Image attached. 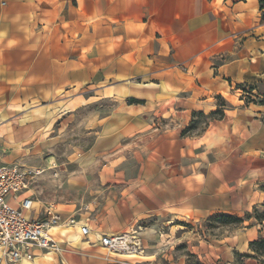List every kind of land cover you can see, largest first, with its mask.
Returning a JSON list of instances; mask_svg holds the SVG:
<instances>
[{"label":"crops","instance_id":"obj_1","mask_svg":"<svg viewBox=\"0 0 264 264\" xmlns=\"http://www.w3.org/2000/svg\"><path fill=\"white\" fill-rule=\"evenodd\" d=\"M261 82L258 0H0V150L34 142L56 115L115 101L86 127L93 142L82 161L97 166L69 180L86 197L68 209L38 207L33 197L30 216H42L51 203L62 220L77 221L50 228L61 253L34 249L17 264H135L133 254L109 253L99 236L146 217L164 224L214 213L244 220L193 253L213 264H232L236 253L247 255L245 264H262L249 242L264 235V219L253 216L264 211V105L242 108L238 99L241 136L231 148L206 141L227 110L205 132L182 134L194 113L215 110V97L229 100L236 84ZM12 151L1 152L0 161L12 162Z\"/></svg>","mask_w":264,"mask_h":264},{"label":"rangeland","instance_id":"obj_2","mask_svg":"<svg viewBox=\"0 0 264 264\" xmlns=\"http://www.w3.org/2000/svg\"><path fill=\"white\" fill-rule=\"evenodd\" d=\"M235 88L237 89L229 96V100L222 97L214 99V109L223 107V113L227 110L228 114L227 118L224 115L220 117V112L211 115L215 119H224L221 124L211 125L209 128L206 141L210 147L216 145L231 148L236 145L239 132L234 124L235 120L240 119L238 99L243 100L242 108L264 105L261 103L264 101V82L253 86L247 83L236 84ZM114 105L115 101L112 99H101L62 117L56 115L51 128H46L42 135L37 133V140L34 142L25 146L17 142L12 147H6L5 151L0 150V153L3 152L1 154H8L12 149V155L6 159L33 169L34 175L28 187L38 207L46 202H53L59 208H73L74 203L78 206L79 199L86 197L88 193L73 189L69 180L72 176L97 166L94 162L82 161V155L91 149L93 142V133L86 131V127L104 116ZM193 117L186 134L205 132L210 117L200 113H195ZM125 151L124 156L129 157L130 150L127 148ZM130 161L128 158L125 161L126 168L134 170L135 164ZM87 163L89 168L86 167ZM233 227L213 216L164 224L156 217H146L126 231L135 233L142 239V249L131 256L136 257L135 264H213L203 261L193 251L205 252L210 248L209 244L214 246L233 232ZM148 251L153 253L148 256ZM246 260V256L235 254L232 264H245Z\"/></svg>","mask_w":264,"mask_h":264},{"label":"built area","instance_id":"obj_3","mask_svg":"<svg viewBox=\"0 0 264 264\" xmlns=\"http://www.w3.org/2000/svg\"><path fill=\"white\" fill-rule=\"evenodd\" d=\"M38 172V170L36 171ZM34 171L15 161H0V264H17L32 259L34 249L60 254V243L49 232L52 226L72 225L74 216L62 220L58 209L47 204L40 217L28 214L34 208L32 194L28 191ZM87 225H80L82 235L88 233ZM97 242L109 253L132 254L142 249V239L129 231L101 234Z\"/></svg>","mask_w":264,"mask_h":264},{"label":"trees","instance_id":"obj_4","mask_svg":"<svg viewBox=\"0 0 264 264\" xmlns=\"http://www.w3.org/2000/svg\"><path fill=\"white\" fill-rule=\"evenodd\" d=\"M259 5L261 8L264 7V0H258ZM219 97V96H217ZM131 101H137L134 99H130ZM262 104H264V101H261ZM223 105V104H222ZM223 107H218L215 110L211 111L208 114H204L202 112H198L200 114H202L203 116H207L210 117V120L215 119V117H211V115H213L216 112H220V117L223 116ZM195 114V113H194ZM193 114V116H194ZM194 118V117H193ZM193 118L190 121V123L186 126V128L182 131V134H186V131L189 129L190 124L193 122ZM262 190L264 191V185L261 186ZM213 216L214 218H218L219 220H221L224 224H231L234 226H237L239 224H241L243 222V218L239 217L237 215L234 214H230V213H214L208 217ZM253 216L257 219V220H262L264 219V211H258L257 209L253 210ZM249 248L258 256H262L263 258L260 259L261 263H264V235L260 236L258 239L249 242ZM238 254V253H236ZM238 255H243V256H247L244 254H238Z\"/></svg>","mask_w":264,"mask_h":264},{"label":"bare ground","instance_id":"obj_5","mask_svg":"<svg viewBox=\"0 0 264 264\" xmlns=\"http://www.w3.org/2000/svg\"><path fill=\"white\" fill-rule=\"evenodd\" d=\"M52 228H55V226H52L51 229H52ZM51 229H50V230H51ZM63 231H64V230H63ZM50 233H51V231H50ZM76 233H77V232H76ZM76 233H75V235H76Z\"/></svg>","mask_w":264,"mask_h":264}]
</instances>
